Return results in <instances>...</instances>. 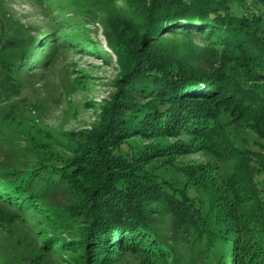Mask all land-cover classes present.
<instances>
[{"label":"trees","instance_id":"obj_1","mask_svg":"<svg viewBox=\"0 0 264 264\" xmlns=\"http://www.w3.org/2000/svg\"><path fill=\"white\" fill-rule=\"evenodd\" d=\"M120 1L127 45L106 37L122 59L123 81H115L101 123L46 175L31 167L13 177L0 171V206L13 208L11 217L21 212L40 235L37 257L61 249L70 259L63 264H122L128 256L131 264H264L263 15L232 0ZM67 22L76 31L46 29L26 39L0 19V123L19 107L29 67L50 64L51 38L60 49H90L87 29L77 30L75 19L60 16L55 24ZM174 33L235 50L232 71L188 63L163 37ZM196 151L233 165L224 176L211 163L183 167L181 184L148 167L152 156ZM45 184L64 191L66 204L36 200ZM193 242L198 255L185 252Z\"/></svg>","mask_w":264,"mask_h":264},{"label":"rangeland","instance_id":"obj_2","mask_svg":"<svg viewBox=\"0 0 264 264\" xmlns=\"http://www.w3.org/2000/svg\"><path fill=\"white\" fill-rule=\"evenodd\" d=\"M232 1L241 9L247 7L263 15L264 19L263 3L256 0ZM123 5L120 0H0V19L19 37L36 38L46 29H53V33H59L60 36L63 33L61 29L76 31L72 22L59 27L55 24L58 17L66 16L69 20H76L77 30L87 29L91 44L89 50L72 45L60 49L56 38H51L49 43L53 45L49 49L54 48L55 53L48 60L50 64L29 67L31 82L19 99V107L14 115L0 123V133L3 134L0 140V171L5 177L20 175L30 167L44 175L50 169H56V166L61 167L62 160L69 157L71 147L86 141L88 138L85 134H90L101 123L104 108L115 92V81H123L118 79L122 71V59L119 52L109 47L106 37L109 32L115 39L114 43L117 40L124 42L121 45L126 43L121 34L126 22ZM163 37L176 54L185 55L188 63L207 69L232 71L230 64L233 65L235 61L229 59L236 58L237 53L233 49L223 53V50L204 43V38L197 34L174 33L164 34ZM97 48L107 52V60L102 58L103 52L95 53ZM42 56H46L45 53ZM235 66V71L239 73L241 69ZM38 70L41 72H34ZM137 143L144 145L151 141L137 139ZM149 160L152 161L148 167H154L178 183L185 177L181 171L183 167L211 163L217 167L219 175L224 176L233 165V160L221 161L206 151L167 158L152 156ZM32 185L39 184L36 180ZM44 186L46 184L40 187L42 194L36 200L46 197L52 204H66L67 194L64 191L51 192ZM10 213H15L12 207L5 204L0 206V264L8 261L19 264L23 258L32 264L70 262L61 249L54 251L59 252V256L47 253L42 258L37 257V247L44 245L38 241L40 235L35 236L30 231L26 217L21 212H16L17 216L14 217ZM70 217L68 215L65 219ZM65 234L68 238V233ZM185 241L190 242V239ZM198 248L197 243L193 242L185 252L198 255ZM202 258L199 256L198 260L202 262ZM134 261L133 257L128 256L122 264Z\"/></svg>","mask_w":264,"mask_h":264}]
</instances>
